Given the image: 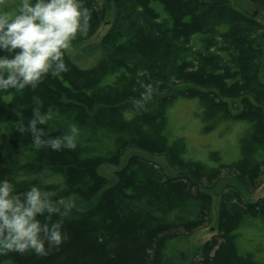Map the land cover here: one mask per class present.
<instances>
[{
  "label": "trees",
  "instance_id": "trees-1",
  "mask_svg": "<svg viewBox=\"0 0 264 264\" xmlns=\"http://www.w3.org/2000/svg\"><path fill=\"white\" fill-rule=\"evenodd\" d=\"M16 1L0 12L16 15ZM80 2L90 10V28L72 44L91 39L107 19L105 0ZM248 2L264 12V0ZM258 15L233 0H114L90 66L66 52L67 72L46 76L35 89L0 91V181L17 192L33 185L56 192L54 200L95 201L60 217L68 239L58 249L43 257L10 253L0 264H167L176 245L212 224L213 191L224 179L235 184L220 191L217 234L192 264H264L238 246L243 230L264 228V197L246 196L264 183ZM148 86L157 90L137 111ZM182 100L198 102L208 129L240 126V157L228 161L212 150L197 158L171 128V111ZM35 107L54 114L40 126L45 138L79 129L75 150H37L29 133L17 131ZM150 157H161L172 172ZM106 165L120 167L112 182L102 173Z\"/></svg>",
  "mask_w": 264,
  "mask_h": 264
},
{
  "label": "clouds",
  "instance_id": "clouds-1",
  "mask_svg": "<svg viewBox=\"0 0 264 264\" xmlns=\"http://www.w3.org/2000/svg\"><path fill=\"white\" fill-rule=\"evenodd\" d=\"M90 19V10L80 0H21L16 15L0 12V91L35 89L46 76L67 72L65 53L78 36L87 35ZM156 90L146 88L134 105L137 111L152 100ZM53 118V113L35 107L27 123L18 121L16 129L22 135L29 133L37 150H75L79 135L75 126L61 136L45 138L40 126ZM56 195L35 185L17 192L8 180L0 181V256L43 257L67 241L60 217L68 216L76 203L72 197L54 200Z\"/></svg>",
  "mask_w": 264,
  "mask_h": 264
},
{
  "label": "rangeland",
  "instance_id": "rangeland-1",
  "mask_svg": "<svg viewBox=\"0 0 264 264\" xmlns=\"http://www.w3.org/2000/svg\"><path fill=\"white\" fill-rule=\"evenodd\" d=\"M16 2V0H4V3L0 4V6H14ZM113 2L114 0H105L107 19L102 23L96 35L87 41L72 44V47L67 51V54L79 65L83 67L90 66L95 60L98 43L110 27L113 16ZM233 2L243 11L256 15L259 13L258 19L264 23V12H258L259 10L250 5L248 0H233ZM198 111L197 101H180L171 111L172 130L176 134L186 138L189 147L195 150L194 155L197 158H205L212 150L220 151L223 158L228 161L239 158L241 155L238 135L240 126H236L232 130L223 127L208 129L200 119ZM150 158L161 163L172 172L161 157ZM119 169L120 167L106 165L102 168V173L112 182L115 180V174ZM227 184L235 183L232 180L224 179L213 191L214 205L212 224L196 231L186 242H181L176 245L168 257L167 264H192L196 253L206 242L210 241L217 234L219 194L221 189ZM246 196L252 201H257L264 197V183L254 193L246 194ZM72 198L75 200L76 206L80 208H88L95 203V201L91 203L85 202L77 197ZM259 244H261V251H256V246ZM238 246H240V252H254L255 257L264 262V228L243 230L242 236L238 240Z\"/></svg>",
  "mask_w": 264,
  "mask_h": 264
},
{
  "label": "bare ground",
  "instance_id": "bare-ground-1",
  "mask_svg": "<svg viewBox=\"0 0 264 264\" xmlns=\"http://www.w3.org/2000/svg\"><path fill=\"white\" fill-rule=\"evenodd\" d=\"M53 184V183H52ZM259 225H261V224H259ZM263 225V224H262ZM254 226V225H253ZM263 227H264V225H263ZM263 231V230H262Z\"/></svg>",
  "mask_w": 264,
  "mask_h": 264
}]
</instances>
